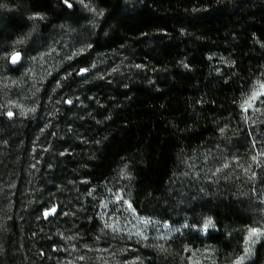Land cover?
Listing matches in <instances>:
<instances>
[{"label": "trees", "instance_id": "obj_1", "mask_svg": "<svg viewBox=\"0 0 264 264\" xmlns=\"http://www.w3.org/2000/svg\"><path fill=\"white\" fill-rule=\"evenodd\" d=\"M84 1L103 12L100 31L93 38L94 50L140 47L166 77H160L156 87L136 84L107 91L92 86L93 95L100 99L93 115L77 124L87 132L80 134L81 140L63 145L55 129L67 121L63 114L59 122L58 116L76 102L66 106L60 102L55 117L44 119L53 147L66 152L68 167L56 175H66L69 182L71 173H80V180L86 182L83 198L89 197L90 188L115 180L118 189L130 193L141 215L165 222L187 220L195 226L204 218L214 219L216 230L207 236L188 232L168 241L166 251L145 252L147 264L233 263L244 253L248 227L256 225L253 214L233 196L208 195L204 187L188 186L178 170L184 156L238 129L243 94L257 80H264V0H144L130 10L126 0ZM1 2L12 12L2 17L0 44L25 33L28 16L43 15L41 24L49 34L79 11L72 0L71 8L63 0ZM77 63L80 69L90 65L89 56L79 57ZM72 75L73 81L79 80L75 70ZM59 92L63 102L65 92ZM13 122L0 114V264H48L49 253L57 257L58 242L50 241L39 226L49 223L44 211L63 206L64 200L54 196L31 202L24 168L27 151L22 153L20 167L14 154L19 138L30 143L37 129L32 119L20 131L10 127ZM125 165L131 180L120 175ZM73 225L84 243H97L100 224L94 211ZM54 229L49 227L48 237L55 235ZM250 264H264V242Z\"/></svg>", "mask_w": 264, "mask_h": 264}, {"label": "rangeland", "instance_id": "obj_2", "mask_svg": "<svg viewBox=\"0 0 264 264\" xmlns=\"http://www.w3.org/2000/svg\"><path fill=\"white\" fill-rule=\"evenodd\" d=\"M72 1L77 5L78 13L67 17L51 33L46 34L41 24L42 20L30 19L35 16L31 15L26 18L25 33L0 44V114L7 119L8 111L15 113L11 117L15 122L10 126L15 131L24 129L29 119L35 122L34 126L37 130L33 133L34 139L29 143L19 138L20 142H16L18 151L14 154L16 167H20L22 153L27 151V164L24 168L25 178L29 180L27 189L31 202L43 201L54 196L62 197L64 200L63 206L55 205L57 213L47 217L49 223L39 226L41 232L50 241L58 242L57 257L49 253L48 264H147L145 252L160 250L159 245L165 246L168 241L188 232L207 236L209 232L216 230V226L204 233L200 231V227L204 220L212 217L204 218L193 227L187 220L174 224L141 215L137 210L136 215L133 216L127 211L126 206L115 211L117 205L109 204V208L105 210L101 205L112 200L114 194L120 191L117 181L111 180L92 187L88 190V194L90 192L92 194L83 198L86 182L80 180V173L77 171L74 172L75 174L71 173L72 178L69 182L65 181L66 175H56L57 170L68 167L65 162L66 152L53 147L44 129V119L45 116L55 117L54 114L60 110L58 105L60 102L65 106L66 100L76 102L73 108H67V112L62 110V115L58 116L59 122L63 114L67 121L65 125L58 124L55 129L60 132L61 145H63L65 141L81 140L80 134L87 132V130L80 131V125L77 124L78 121L88 120L90 115H93L96 108L94 106L100 99L97 95H93L92 86L98 85L101 86L100 89L107 91H111L112 88L127 90L136 84L156 87L158 79L162 76L166 77V74L156 71L154 65L143 55L140 47L123 46L112 52L94 50L93 38L100 31L103 17L97 13L102 11L84 0L83 3L80 0ZM143 2L144 0H126V9L136 8ZM7 12L10 13L12 10L1 2L0 24ZM17 41L23 43L18 44ZM150 47L152 46L146 48ZM81 49L83 51H80ZM15 51L20 52L22 56L17 65L10 62V56ZM86 55L89 56L90 65L84 68L89 69V73L80 76L77 61L79 57ZM13 67L19 70H14ZM72 68H75L76 75H79L77 81H73ZM48 87L50 90L46 93ZM59 90L65 92L63 102L59 98ZM44 100H46L45 105ZM30 109L35 111H29ZM248 115H251V111ZM243 116L242 112V121L238 129L226 132L216 143L184 156L179 162L178 171L181 180L186 179L188 184H185L188 186L204 187L202 190H206L208 195L214 192L217 195L235 197L239 205L246 207L253 214L256 223L254 226H260L264 224V169L257 167L251 157L256 154L257 149L264 147V123L253 124L251 120L245 122ZM253 139L257 141L256 148L252 147ZM224 163H230L231 166L221 172L216 171L221 169ZM249 167L257 173L255 181L248 179L251 173L244 172V169ZM175 184H178V179L175 180ZM89 211L96 213L100 224V235L93 246L80 239L76 233V226L73 225L77 218ZM105 211L112 217L110 222L119 220V232H113L111 229L101 231L104 221L100 219V214ZM140 218H148L152 223L145 226ZM212 220L214 221L213 218ZM184 225L189 227L185 228ZM63 226L68 229H61ZM49 227H56L55 235L52 237H48L52 233ZM137 231H143L148 239L144 240L135 235L129 238L130 233ZM262 242L264 238L253 246L252 254L244 264L254 261L257 248ZM80 256L86 259L80 260Z\"/></svg>", "mask_w": 264, "mask_h": 264}, {"label": "snow or ice", "instance_id": "obj_3", "mask_svg": "<svg viewBox=\"0 0 264 264\" xmlns=\"http://www.w3.org/2000/svg\"><path fill=\"white\" fill-rule=\"evenodd\" d=\"M81 3H83V0H80ZM63 3L67 5L69 8L72 7V3H70V0H63ZM95 11V9H93ZM97 15H103V12H98ZM44 19V16L41 14H36L33 17H30V19ZM17 43H23V41H17ZM80 51H83L81 49ZM22 59L21 53L18 51H15L11 54L10 56V62L12 64L19 63ZM93 67H95L93 65ZM137 67H141L137 65ZM89 69H80V73L78 74H83L88 72ZM264 75V74H262ZM68 104L72 103V100H67L65 101ZM241 108L242 112L244 113L243 119L245 122L251 120L253 124H256L257 122L264 123V119H261V117H264V80H257L256 83L252 86L250 91L246 94H243V99L239 105ZM29 111H35V109H30ZM251 111V115H248V113ZM259 113V115H257ZM26 114V113H22ZM15 113L12 111L7 112V116L9 118L13 117ZM255 117V118H253ZM221 132H224V129L220 130ZM257 141L253 139L252 141V147L256 148ZM251 160L253 163L262 169H264V147H261L260 149H257L256 154L251 157ZM231 165L230 163H224L223 167L221 169H217L216 171L221 172L224 169L229 168ZM127 165L124 166V168L121 170L120 175L127 180H131L133 177L131 176V173L127 171ZM245 173H251L249 175L248 179L250 181H255L257 178V173L249 168L244 169ZM185 175H188V173H185ZM198 175V174H197ZM111 191V189H109ZM253 191H255L253 189ZM92 193L90 192L89 195ZM109 204H115L117 205V208L115 211H119L120 207L126 206V209L128 212L133 214V216L136 215V208L133 206L132 200H131V195L130 193H125L123 189L120 191L116 192L113 196V199L110 201H107L103 203L101 206L107 210L109 208ZM57 213V207L53 206L48 210H45L43 215L45 218H47L50 215H55ZM67 215V213H64ZM114 215V213H113ZM105 217H108V219H105ZM100 219L104 221L103 228L101 231L104 229H111L113 232H119L120 231V226H119V220L116 219L114 222H110L112 220V217L109 216V213L107 211L103 212L100 214ZM141 222L147 226L149 223H152V221L148 218H140ZM215 222L212 220V218H207L206 220L203 221L202 226L200 227V231L207 233L210 229L215 228ZM164 227H167V225H164ZM185 228L189 227V225H184ZM195 227V226H193ZM132 235H135L141 239L147 240L148 237L144 235L143 231H137L135 233H130L129 238H131ZM163 239H167L168 237H162ZM261 238H264V224H261L260 226H249L247 229V237L245 240V244L247 247L244 250V254L238 256L234 261L233 264H244L245 260L250 258L253 250V246L261 241ZM68 239H74V237H68ZM87 247V246H85ZM161 251H166L163 245L158 246ZM80 260L86 259L84 256L79 257ZM192 257H189V260H191ZM194 264H199L198 261L194 262Z\"/></svg>", "mask_w": 264, "mask_h": 264}, {"label": "water", "instance_id": "obj_4", "mask_svg": "<svg viewBox=\"0 0 264 264\" xmlns=\"http://www.w3.org/2000/svg\"><path fill=\"white\" fill-rule=\"evenodd\" d=\"M18 63H16V64H13V65H17ZM83 69H85V68H83ZM88 73H89V71L88 72H86V73H83V74H80V76H85V75H88ZM68 104V103H67ZM68 105H72V103L71 104H68Z\"/></svg>", "mask_w": 264, "mask_h": 264}]
</instances>
